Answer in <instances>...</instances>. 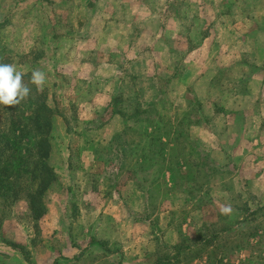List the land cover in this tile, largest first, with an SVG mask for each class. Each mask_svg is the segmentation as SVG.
<instances>
[{"label":"rangeland","instance_id":"rangeland-1","mask_svg":"<svg viewBox=\"0 0 264 264\" xmlns=\"http://www.w3.org/2000/svg\"><path fill=\"white\" fill-rule=\"evenodd\" d=\"M165 1L91 0L86 5L85 0H0V63L25 70L26 64L19 65L22 60L38 58V68L46 74L44 86L49 102L61 116L51 156L58 177L45 197L49 211L36 219L27 199L20 198L8 205L0 197V237L6 241H27L32 261L26 263L20 254L11 258L0 244V264H106L95 249H89L75 262H69L64 253L72 230L78 235L82 230L84 235L87 225L93 222H98L99 230L112 226L109 232H100L108 240L130 241L126 255L134 264H153L173 252L164 246L169 227L177 233L178 227L191 217L189 226L182 228L195 240L202 233L192 224L234 225L246 217L247 207L254 210L264 204V0H237L228 14L223 12L229 10L231 0H173L172 12L168 14H184L185 20L173 23L172 34L167 35L173 55L167 49L156 53V57L163 66L173 62L178 69L175 65L180 61L183 65L178 69L179 76L167 79L154 76L148 66L154 49L165 47L164 33L157 36ZM201 1L206 2L205 14ZM252 1L254 9L250 11ZM220 2L225 7L218 6ZM202 13L205 18L200 17ZM252 15L258 20H250ZM81 20L84 23L80 24ZM108 26L110 39L101 40L102 31ZM78 28L87 30L94 42L86 57L77 56L79 60L88 58L89 66L72 77L68 63L59 64L64 54L56 50L60 35ZM132 33L134 37L129 39ZM126 40L127 44L122 45ZM126 46L133 47V52L125 53ZM198 47L201 50L193 53ZM135 51L140 59L131 67L128 56ZM54 58L58 66H54ZM117 62L125 63L126 70L119 72ZM104 63L114 65L106 67ZM131 74H139V86H134ZM122 80L124 96L131 98L135 90H140L143 106L157 103L158 111L169 119L176 115L181 118L183 114L192 120L199 119V125H184L188 143L200 155L198 160L194 152L188 154V162H204L205 173L206 168L213 166L219 168V173H204L201 177L197 168L191 166L188 171L183 166L182 172L192 175L170 192L168 171L161 175V183L154 185L151 182L159 175V167L147 172L140 170L135 175L132 170L140 168L136 152L130 159L122 160L112 142L119 130L134 121L111 116L104 105L105 97L121 94L117 88ZM78 89L82 93L74 98ZM84 92L92 95L89 101L78 100ZM134 104L128 100L120 106L131 110ZM129 137L132 143L140 140V135L133 132ZM137 177L148 178L145 186L151 189L152 196L147 202L138 191L139 187L145 188L138 185ZM184 186L190 193L183 190ZM222 205H231L232 213L222 215ZM78 206L85 209L82 214L77 213ZM145 219L149 226L144 224ZM256 219L259 221L260 214ZM251 224L241 225L239 233L243 237L251 232ZM203 233L208 234L205 229ZM259 237L253 236L250 241L256 243ZM248 254L254 257L249 264H257L258 253L253 248L247 253H236L235 263ZM261 255L264 256V250ZM60 257L67 259L60 261ZM205 261L206 258L191 264H206Z\"/></svg>","mask_w":264,"mask_h":264},{"label":"trees","instance_id":"trees-1","mask_svg":"<svg viewBox=\"0 0 264 264\" xmlns=\"http://www.w3.org/2000/svg\"><path fill=\"white\" fill-rule=\"evenodd\" d=\"M179 75L178 70L173 73L172 78ZM30 76L31 73L24 76L25 83H28ZM29 87L32 92L20 105L0 106V197H3L8 205L20 198L27 199L35 218H41L47 213L45 197L57 179L55 168L48 162L52 152V130L56 112L48 104V91L45 88L37 93L34 85L29 84ZM123 95H116L106 110L110 109L111 114H119L134 121L133 125L118 132L112 140L122 160L130 159L133 152H136V161L140 168L132 170L133 173L137 175L140 170L147 172L159 167V175L151 182L154 185L161 183V175L164 172H170L171 186L168 192L177 189L182 185V181L192 175L188 176L189 172H182L183 166L187 170L191 169V166L197 168L198 174L204 177V162H188V154L194 152L196 155H193L197 156L198 160L200 155L196 153L193 144L188 143V132L184 128V125H199L200 120H192L186 114L181 118L176 115L175 119H169L158 111L157 103L143 106L140 93L131 94V100L138 97V100H134V109H124L120 106L124 104ZM131 132L140 135L137 143L131 142ZM186 149L187 153L184 152ZM201 166L203 170H199ZM218 170L219 168L214 166L210 170L206 168L205 174L209 176L213 172L219 173ZM135 179L151 198V189L145 186L148 178ZM183 190L190 193L185 186ZM245 210L246 217L234 225L213 227L204 222L197 229V232L202 233L198 238L192 240L188 235H184L173 247V253L168 254L166 258H159L155 264H172V261L191 264L205 258L206 264H236V258L233 256L238 252L247 253L251 248L256 249L258 253L255 256L258 258L257 264H264V256L261 255L264 250V205L254 210L247 207ZM257 214H260L259 221L256 219ZM248 222H252L251 232L243 237L242 233H239L242 231L241 225ZM204 229L208 234L203 233ZM237 234L239 236H236ZM256 235L260 236L257 242H251V238ZM21 250L23 251V248ZM252 258V254H248V257L238 264H249Z\"/></svg>","mask_w":264,"mask_h":264},{"label":"crops","instance_id":"crops-1","mask_svg":"<svg viewBox=\"0 0 264 264\" xmlns=\"http://www.w3.org/2000/svg\"><path fill=\"white\" fill-rule=\"evenodd\" d=\"M85 1H86V5H89L91 3V0H85ZM236 1L237 0H231L230 4H229V10H226L223 13L228 14L229 12H232L231 6H232V4L237 3ZM199 3H201L200 8L204 7V14H205V7H206L205 4H206V2L201 1ZM223 4H225V3H223ZM223 4H221V2H220L218 4V6H220V7H221V5L224 6ZM164 5H166V6L163 7V13L161 14L163 22L160 24V26H158L157 36H158V38H160V36L164 33V35H162V37H165V41H164V43H165L164 46L165 47H161L160 49L159 48L158 49L157 48L154 49V51L152 52L154 56L150 57V59L148 60V63H149L148 66L150 68H152L154 76H156V77L157 76H159V77L160 76H167L166 77V79H167V78L172 77L174 72L177 73L178 70H175L176 68L173 66V64H172L173 62H171L169 64H165L163 66V64L159 60L160 58L159 57L157 58L156 56L159 53H161V52H165V51L167 52V49H168L169 54L173 55V51H174L173 48L171 49L170 48L171 46L170 47L168 46V40H169L168 36H171L172 31L174 29L172 24L176 23L177 21L178 22H183L185 20V18H184V14L181 15V17H172V16H170L168 14V13L172 12L173 0H166L164 2ZM212 5L215 6L214 2H212ZM256 6L257 5H255V7ZM248 8H249L250 11L251 10L253 11V9H254L253 1L251 2L250 7H248ZM218 15H219V13H218ZM201 16H204V18H205V15H203V13L200 14V17ZM216 18H219V17H216ZM213 20H216V19L213 17ZM250 20H258V18L257 17H253V15H252L250 17ZM81 23H84V21L82 22V20H81L80 24ZM80 29L81 28H78L77 30L74 29L72 31H69L67 34H63V37H62V34H61L60 35V39H61L60 41L61 42H60V45L58 46L59 47L58 50H56L58 52H61L59 54H64V58L62 59V62H60L59 64L65 66V64L68 63V65L72 69L70 71L72 77H74L76 75V73L81 74L79 72V70L80 69L84 70L87 66H89L88 58H86V59L82 58V60H79L77 58V56L78 55H83L84 57H86L91 52V43L94 42V39L89 34H87V30L85 32L84 29H82V30H80ZM109 30H110V26H108L107 29L102 31L103 33H102V37H101L102 39L101 40H103V39L109 40L110 39ZM82 31H84V32H82ZM251 31L252 30H250V32ZM212 32H214V31H212ZM133 37H134V34L130 35L129 39L133 38ZM127 42H128L127 40H126V42L122 41V45L127 44ZM160 42H161V40H159V43ZM129 43L132 44L133 42L130 41ZM128 46L125 47V50H124L125 53L133 52L134 48L131 47V49H130V47H128ZM200 50H201V48L198 47L196 50L193 51V53L198 52ZM156 53H158V54L156 55ZM137 54H138L137 51H135L134 53H132V55L130 54L128 56V60L130 61L131 67H133V65L135 63L137 65V62L140 59V57H138L139 55H137ZM40 56L42 57L43 53H40ZM136 57H137V59H136ZM144 58H147V57H144ZM38 61H39L38 58H35V59H32V60H28V59L25 58V60H22L21 61L22 63H20L19 65L26 64L27 68H25V70H23V71H25L26 73H31L32 70L39 69L38 66L40 64L38 63ZM184 61H187V59L185 58ZM53 63H54V66H58V62L56 61L55 58L53 59ZM113 63H104V65L106 67L107 66H113L114 65ZM182 65H183L182 62L180 61L179 64H176L175 66L178 67V69L180 70ZM21 66H23V65H21ZM125 66H126L125 63H122V65L120 63H118V62L115 63V67H117L119 72H122V70H126ZM57 69H58V67H57ZM149 75H151V74H149ZM131 76H133L132 78H133V80L135 82L134 86H139L142 83L141 80L138 78L139 74H131ZM148 77H150V76H148ZM44 88H45V86H44ZM124 88H125V83L122 80L121 85H118L117 91H119V92H121V94L123 93L125 95ZM133 90H135V89L133 88L132 91ZM139 91L140 90H135V92H133L132 94L140 93ZM75 93H76V96H74V98H77V95H81L82 92L81 91L79 92V89H78V90H76ZM121 94H117L116 93V95H118V96H120ZM86 95H88V97H86ZM116 95H114V96L110 95L109 98L105 97V99H107V101H106V103L104 105L106 107H108L110 102H112V100L115 98ZM124 95H123V101L125 100L127 102L128 100H131V98H129V96H124ZM91 97H92V95H89V94H87V92L86 93L84 92V96L82 98L80 96L78 98V100H82V99L86 100L88 98L87 101H89ZM132 99H133V101L134 100H138V97H133ZM48 104L56 112L55 115H54V127H53V130H52V135H53V138H52V151H53V148L55 146V144H54L55 143L54 142L55 139L54 138H56V132H57V128H58L57 125H58V122H59V119H60L61 116L59 115L57 110L54 108V106L49 102V93H48ZM116 115L121 116L125 121H128V119H125L122 115L111 114V116H116ZM123 130H125V128H123L122 130H119V131H123ZM51 156H52V152H51V155H50V158H49L48 162H49V164L51 166H53L55 168V171H56L57 177H58V171H57V168L55 167V165L51 162V159H52ZM97 165H98V163H97ZM138 191L145 195L146 202H147V200L149 198V193L145 189H140V187H139ZM87 203H89V202H87ZM78 205H79V203H78ZM262 205H264V204H261V206ZM47 211H49L48 208H47ZM83 211H85V209L84 208L82 209L81 206H78L77 213L80 212L82 214ZM100 213H101V211H99V214ZM197 213H200V212H197ZM200 216H202V215H200ZM190 221H191V217H190L189 222H188V219H187V221L184 224H182V225L184 226V225L187 224V226H189ZM97 223L93 222L91 224H88L87 227H86L87 228V232L84 233V235H82V233H83L82 230H81L80 235L77 234L78 232L74 233L75 230H72V239H70V243L67 244V247H66V252H64L65 256L67 255V256H69V258L68 259L67 258L61 259V257H60L59 260L61 261V260H66L67 259L69 262H71V260H72V262H75V261L80 260L82 257H84L86 255V252H88L89 249H91V250L95 249L97 251H100V253H101L100 255L102 257H104V259L106 260V264H108V263H111V264H134L135 261L128 259V256L126 255V253L129 252V250H130L129 247H131L130 241L124 240L125 239L124 237H123L124 239L119 240L118 242L112 241V240H108V238H106L105 236H101L100 232L102 234H105L106 232L110 231V228H112V226L108 227V228H104V229L101 228L99 230V228L96 229L97 225H99ZM147 223H148V221L145 219V223L144 224L149 226V223L148 224ZM182 225H180L178 227L177 233H176V230L174 228H172V227H169L168 229H166V232L164 231L165 232L164 246H166L169 249L173 250V247L180 242V240H181L180 236H184V235H186L188 233V232L186 233V231L185 232L183 231ZM202 225H203V223L201 225H199V226L192 224V226L196 227L197 229L200 228ZM117 228L118 227L116 226V229ZM150 233H153V231L151 230ZM173 234H176V235H173ZM153 235H154V233H153ZM85 241H88V242L86 243ZM26 243H27V241H25V242H18V241H15V240L14 241H10V240L6 241V240L3 239V237H0V244L4 247V248H2L3 252H6L7 254L11 255V258H14L15 256L20 254L22 256V258L26 261V263L27 262L31 263L32 259H31V255H29L30 253L28 252L29 250H28V248L26 246ZM86 244H88V245H86ZM22 248H23V251L21 250ZM36 249H37V247H36ZM154 249L156 251V246H155ZM25 251L27 252V255H26ZM155 251H153V252H155ZM147 252L151 253L152 250L148 249ZM166 255H168V254H166ZM114 258L117 259L116 262H114L112 260ZM164 258H166V256H164ZM56 259H58V258H56ZM56 259L54 261H56ZM36 264H38V263H36ZM153 264H155V263H153Z\"/></svg>","mask_w":264,"mask_h":264},{"label":"clouds","instance_id":"clouds-1","mask_svg":"<svg viewBox=\"0 0 264 264\" xmlns=\"http://www.w3.org/2000/svg\"><path fill=\"white\" fill-rule=\"evenodd\" d=\"M25 75L27 73L18 70L14 64L0 63V106L15 107L27 100L32 92L29 84L35 86L37 93L43 91L46 82V74L43 71L32 70L28 83L24 82ZM232 211L231 205L220 206L222 215H230Z\"/></svg>","mask_w":264,"mask_h":264}]
</instances>
